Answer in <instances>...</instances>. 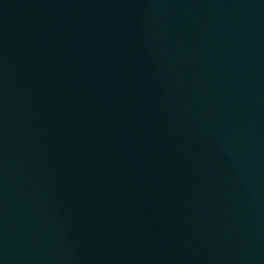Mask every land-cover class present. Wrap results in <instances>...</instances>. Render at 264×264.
Segmentation results:
<instances>
[{
  "label": "water",
  "instance_id": "1",
  "mask_svg": "<svg viewBox=\"0 0 264 264\" xmlns=\"http://www.w3.org/2000/svg\"><path fill=\"white\" fill-rule=\"evenodd\" d=\"M0 264H264V0H0Z\"/></svg>",
  "mask_w": 264,
  "mask_h": 264
}]
</instances>
